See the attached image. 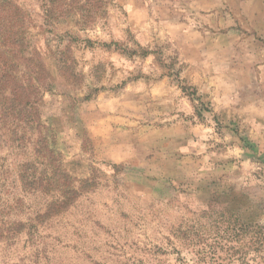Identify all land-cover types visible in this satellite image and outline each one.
I'll return each instance as SVG.
<instances>
[{
	"label": "rangeland",
	"instance_id": "1",
	"mask_svg": "<svg viewBox=\"0 0 264 264\" xmlns=\"http://www.w3.org/2000/svg\"><path fill=\"white\" fill-rule=\"evenodd\" d=\"M15 1L51 79L39 131L0 116V264H264L261 40L222 0Z\"/></svg>",
	"mask_w": 264,
	"mask_h": 264
},
{
	"label": "trees",
	"instance_id": "2",
	"mask_svg": "<svg viewBox=\"0 0 264 264\" xmlns=\"http://www.w3.org/2000/svg\"><path fill=\"white\" fill-rule=\"evenodd\" d=\"M106 5L107 0H43L42 9L48 25L76 17V25L86 28L106 16ZM50 79L42 55L29 37L26 12L15 0H0L1 119L13 118L26 125L35 124L39 131L42 127L39 106ZM26 173L27 168L20 175L24 186L29 185ZM56 175L58 171L47 180L57 183ZM60 176L61 186L65 189L70 178L64 172ZM40 182L45 181H37Z\"/></svg>",
	"mask_w": 264,
	"mask_h": 264
},
{
	"label": "crops",
	"instance_id": "3",
	"mask_svg": "<svg viewBox=\"0 0 264 264\" xmlns=\"http://www.w3.org/2000/svg\"><path fill=\"white\" fill-rule=\"evenodd\" d=\"M221 5L228 7L227 16L241 22L248 38L261 40L264 44V0H222Z\"/></svg>",
	"mask_w": 264,
	"mask_h": 264
}]
</instances>
